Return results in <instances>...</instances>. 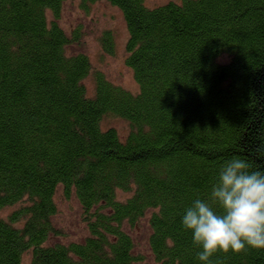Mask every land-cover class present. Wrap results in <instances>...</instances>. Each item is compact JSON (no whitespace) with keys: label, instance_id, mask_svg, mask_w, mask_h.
Listing matches in <instances>:
<instances>
[{"label":"trees","instance_id":"trees-1","mask_svg":"<svg viewBox=\"0 0 264 264\" xmlns=\"http://www.w3.org/2000/svg\"><path fill=\"white\" fill-rule=\"evenodd\" d=\"M65 1L0 0V209L23 203L0 216V264L27 251L28 264H149L125 230L149 210L154 260L202 264L185 209L233 157L264 171V0H105L123 17L136 93L67 53L78 32L57 22ZM101 44L113 52L109 31ZM105 117L127 121V136ZM59 186L80 205L82 241L47 243ZM211 260L264 264V250Z\"/></svg>","mask_w":264,"mask_h":264},{"label":"rangeland","instance_id":"rangeland-1","mask_svg":"<svg viewBox=\"0 0 264 264\" xmlns=\"http://www.w3.org/2000/svg\"><path fill=\"white\" fill-rule=\"evenodd\" d=\"M147 6H156L169 1L177 0H144ZM47 18L52 15L47 13ZM67 35L74 30L78 32V38L66 47L68 54L84 53L91 62L92 68L104 74L107 80L132 93L138 91V84L133 78L132 71L125 64V44L128 32L120 10L105 0L91 3L84 8L80 0H68L63 3L60 16L57 19ZM109 31L113 37L114 49L112 53L106 52L101 44V37L104 32ZM227 57L222 56L225 60ZM89 94L93 93L94 84L90 76L84 80ZM101 126L103 128L114 127L119 136L124 138L129 132L127 121L116 117H105ZM119 198H125L130 193L118 191ZM57 211L52 216V223L57 233L51 235L47 243H64L82 241L89 235L85 222L82 219V211L77 199L71 195L66 198L62 187L57 188L54 197ZM21 202L0 209V216L7 218L8 215L21 206ZM150 210L137 221L133 226L125 225V230L133 239L136 255H140L149 264H158L149 249L148 236L150 228L148 219ZM30 252L23 255L22 264H28Z\"/></svg>","mask_w":264,"mask_h":264},{"label":"clouds","instance_id":"clouds-1","mask_svg":"<svg viewBox=\"0 0 264 264\" xmlns=\"http://www.w3.org/2000/svg\"><path fill=\"white\" fill-rule=\"evenodd\" d=\"M181 222L192 233L194 247L201 249L197 259L202 264H212L217 253L264 250V171L253 170L244 158L226 161L209 198L194 199Z\"/></svg>","mask_w":264,"mask_h":264}]
</instances>
